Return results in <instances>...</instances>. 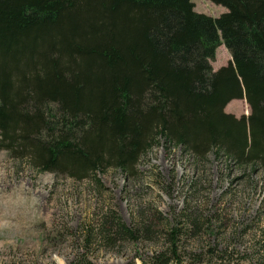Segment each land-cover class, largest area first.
Instances as JSON below:
<instances>
[{
  "label": "trees",
  "instance_id": "1",
  "mask_svg": "<svg viewBox=\"0 0 264 264\" xmlns=\"http://www.w3.org/2000/svg\"><path fill=\"white\" fill-rule=\"evenodd\" d=\"M210 1L226 10L197 11L193 0H0V149L98 183L110 167L133 177L157 144L195 161L211 151L243 171L264 167V0ZM220 44L231 61L213 69ZM242 97L249 113L225 110ZM179 219L160 231L165 244L149 264L182 263L181 237L201 226L191 213ZM150 220L141 213L127 225L109 211L85 240L151 237ZM69 264L96 263L82 254Z\"/></svg>",
  "mask_w": 264,
  "mask_h": 264
},
{
  "label": "rangeland",
  "instance_id": "2",
  "mask_svg": "<svg viewBox=\"0 0 264 264\" xmlns=\"http://www.w3.org/2000/svg\"><path fill=\"white\" fill-rule=\"evenodd\" d=\"M193 1L197 11L211 15L226 10L210 0ZM229 61L228 49L218 45L210 60L213 69ZM225 110L239 116L249 113V105L244 97L233 98ZM137 169L132 177L107 168L96 173L98 183L93 176L39 171L0 149V264H69L82 254L96 264H149L164 247L160 231L184 225L182 212L198 218L201 227L181 237V264L210 259L213 264H249L256 258L264 264L261 164L243 171L211 151L195 161L179 146L157 144L142 155ZM109 211L127 225L144 213L156 231L110 243L93 233L86 241V228L96 230ZM191 251L203 252L205 261L193 262Z\"/></svg>",
  "mask_w": 264,
  "mask_h": 264
},
{
  "label": "crops",
  "instance_id": "3",
  "mask_svg": "<svg viewBox=\"0 0 264 264\" xmlns=\"http://www.w3.org/2000/svg\"><path fill=\"white\" fill-rule=\"evenodd\" d=\"M215 16V15H214Z\"/></svg>",
  "mask_w": 264,
  "mask_h": 264
}]
</instances>
